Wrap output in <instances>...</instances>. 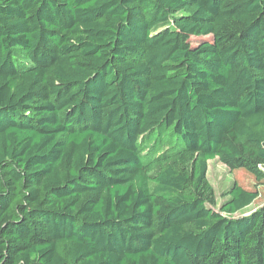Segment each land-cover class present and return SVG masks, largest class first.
Masks as SVG:
<instances>
[{
	"label": "trees",
	"instance_id": "16d2710c",
	"mask_svg": "<svg viewBox=\"0 0 264 264\" xmlns=\"http://www.w3.org/2000/svg\"><path fill=\"white\" fill-rule=\"evenodd\" d=\"M260 202L264 0H0V264H264Z\"/></svg>",
	"mask_w": 264,
	"mask_h": 264
},
{
	"label": "rangeland",
	"instance_id": "374dc122",
	"mask_svg": "<svg viewBox=\"0 0 264 264\" xmlns=\"http://www.w3.org/2000/svg\"><path fill=\"white\" fill-rule=\"evenodd\" d=\"M199 42V40H193V45H197ZM208 179L212 184L217 197V207L214 209L216 211H219L221 206L230 199L228 193L235 184L236 176L233 175L228 167L221 163L219 159H215L209 161L208 163ZM240 179L244 184L248 181V178L245 174H243ZM263 203L264 202L252 204L248 208L234 215V218L251 214L252 212L257 210Z\"/></svg>",
	"mask_w": 264,
	"mask_h": 264
}]
</instances>
